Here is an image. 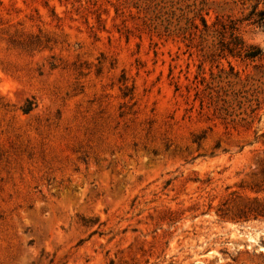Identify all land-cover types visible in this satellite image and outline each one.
<instances>
[{
    "label": "rangeland",
    "instance_id": "374dc122",
    "mask_svg": "<svg viewBox=\"0 0 264 264\" xmlns=\"http://www.w3.org/2000/svg\"><path fill=\"white\" fill-rule=\"evenodd\" d=\"M136 24L0 0V264H264V108L250 129L202 109L196 50Z\"/></svg>",
    "mask_w": 264,
    "mask_h": 264
},
{
    "label": "trees",
    "instance_id": "16d2710c",
    "mask_svg": "<svg viewBox=\"0 0 264 264\" xmlns=\"http://www.w3.org/2000/svg\"><path fill=\"white\" fill-rule=\"evenodd\" d=\"M108 1L114 5L116 17H130L137 21L138 27L160 37L181 38L187 47L196 50L200 56L196 98L202 109H212L224 120L246 129L260 119L264 108V49L248 43L242 28L251 25L264 28V9H258L257 4L246 6L237 0ZM97 17L102 21L100 13ZM233 59L254 63L255 72L243 73ZM205 63L217 67L218 72L211 71L207 78L203 71ZM260 137H264V132H256L254 142H259ZM251 190L264 193L261 186ZM251 201L249 214L264 216V199L255 196ZM217 213L225 218L223 210ZM244 217L249 219L248 215Z\"/></svg>",
    "mask_w": 264,
    "mask_h": 264
}]
</instances>
